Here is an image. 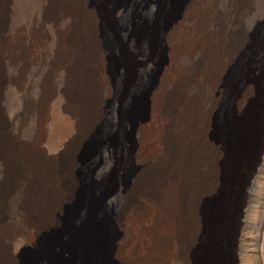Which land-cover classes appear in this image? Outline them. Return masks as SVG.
Listing matches in <instances>:
<instances>
[{
	"label": "bare ground",
	"instance_id": "obj_1",
	"mask_svg": "<svg viewBox=\"0 0 264 264\" xmlns=\"http://www.w3.org/2000/svg\"><path fill=\"white\" fill-rule=\"evenodd\" d=\"M106 1L97 0L98 3L92 6L89 0H47L44 5V20L53 25L56 38L45 75L41 115L46 117L48 105L55 95L52 79L55 73L63 71L67 81L64 91L67 110L77 122L80 140L93 131L99 116L95 111L97 95H91L90 85L93 81L89 78L96 76L99 83L110 90V82L104 77L102 67L104 57L99 50L101 43L95 31L109 17V10L105 9ZM163 2L165 0H155L148 10L155 21L160 18ZM6 3L7 0H0V62L8 54L11 62L24 60L31 63L34 56L23 46L20 37H3ZM216 3L217 0L209 7L202 0H177L174 11L162 22L154 21L151 28L159 39V51L161 54L162 51L165 53V59L160 61L156 80L144 95L141 115L128 122V127L138 135L133 149L136 160L140 162L153 156L157 160L166 161L170 167L157 172L165 173V176H147L149 171L140 169V172L130 176V181L119 185L107 205L104 203L106 196L97 201L95 194L91 192L81 208L83 211L77 210L62 231L38 247L39 250L32 256L29 264H168L175 258L182 259L185 264H195L189 253L198 234L204 229L206 233L210 231L209 243L217 250L226 245L224 238L227 231H230L233 251L229 260L231 264H239L237 247L248 191L264 155V67L261 73V90L247 114H242L238 107L243 99L252 94L251 87H245L239 91L240 94L232 96L231 100V105L236 104L237 108L235 110L231 107L229 110L226 138L230 150L240 151L243 164L245 163L233 173V196H219L218 201L204 211L201 202L205 194L216 192L220 187L219 164L225 153L217 145L216 136L212 133L214 111L199 117L196 113V98L186 97L185 86L189 81L202 89L203 84L208 83L214 91L221 93L225 85L229 66L224 63L223 58L230 55V48L221 31H207L210 24H217L221 18L216 10ZM91 7L93 10L89 11ZM65 18L68 21L63 27H59L58 21ZM187 18L195 25V36L199 38L198 50L203 54L209 53L199 71L185 77L181 72L175 71L172 64L183 54L191 56L196 50L178 46L174 42L170 47L168 44L174 38L176 26H181ZM258 25L261 26L260 23ZM39 35L32 34L31 40L43 44L47 35L42 32ZM117 51L120 59L124 60L125 53L120 47ZM229 57L232 62V57ZM145 65L144 60L140 68L145 69ZM127 67H120L123 86L126 84L123 77ZM22 75L23 70L20 69L19 76ZM173 75H176L174 82L171 80ZM5 83L0 63V95ZM13 83L17 85L14 80ZM124 98L114 97V108L109 115L107 129L116 130L123 123L121 114ZM41 123L43 122L40 121V125ZM4 129L5 121L0 110V161L6 170L0 184V204L6 196L8 182L13 184L19 178L12 176L13 165L17 164L19 158L22 157L31 172L37 165L49 163L40 148L44 140L41 129L35 144L24 149L15 146L16 142L8 138ZM102 151L104 167L97 170V178L103 177L114 155L108 146H104ZM205 155L211 156V160L205 164L210 176L204 175L205 169L201 167ZM30 178L31 176L24 177L26 188L30 186ZM58 183H62V180ZM69 193L66 190L63 196L66 198ZM118 207L123 212L116 217V222L112 219L111 208ZM1 219L0 214V221ZM4 248L0 244V264H14L12 258L7 259Z\"/></svg>",
	"mask_w": 264,
	"mask_h": 264
},
{
	"label": "rangeland",
	"instance_id": "obj_2",
	"mask_svg": "<svg viewBox=\"0 0 264 264\" xmlns=\"http://www.w3.org/2000/svg\"><path fill=\"white\" fill-rule=\"evenodd\" d=\"M46 1L7 0L2 30L3 37H20L23 46L34 56L31 63L24 60L11 62L8 60L10 57L8 54L1 59L0 63L6 79L0 95V110L5 121L4 132L10 140L16 142L15 146L24 149L35 144L41 129L44 140L40 148L49 160L47 165H37L32 169L33 172L25 165L21 156L17 164L13 165L12 176L19 178L13 184L8 182L6 196L0 204L2 216L0 244L5 247L7 259L12 258L14 264H29L32 256L39 250L38 247L43 246L47 240L62 231L77 210L83 211L81 208L91 192L95 194L97 201L106 196L104 203L107 205L119 185L130 181L134 174L141 171L140 169L149 171L147 176H165V173L157 172L170 167L166 161L157 160L153 156L140 162L136 160L133 149L138 135L128 127V122L141 115L144 95L156 80L160 61L165 59V53L162 51L161 54L159 51V39L151 31L155 20L148 14L155 0L105 2L109 17L107 20L104 19L103 24L95 31L101 43L99 50L104 57L102 58L104 77L109 80L112 93L109 88L99 83L96 76L89 78L91 82L93 81L90 85L91 95H97L95 111L99 116L93 131L81 140L78 136L77 122L67 110V98L64 92L67 81L63 71L55 73L52 79L56 89L55 95L48 105L46 117L41 115L45 75L56 38L53 25L44 20ZM89 1L92 6L98 3L97 0ZM176 1L163 2L158 21L162 22L174 11ZM202 1L211 7L216 0ZM90 9L89 11L93 10L92 7ZM216 10L220 14V21L217 24H210L207 31L214 33L221 31L230 48L229 56L232 57V62L229 56L223 58L224 63L229 66L225 85L221 93L214 91L208 83L203 84L202 89H198L189 81L185 86L186 97L196 98V113L199 117L214 111L215 124L212 133L216 136L217 145L222 147L225 153L219 164L220 187L216 192L205 194L201 202L204 211L217 202L219 196H233L232 177L235 175L233 173L237 167L244 166L245 163L243 164L240 151L230 150L226 138V127L230 119L229 110L231 107L235 110L237 108L236 104L231 105V100L232 96L238 95L245 87H251L252 94L249 98L243 99L238 107V110L246 115L251 104L258 98L264 67V0H217ZM213 16H216L215 12ZM66 21L67 18L61 19L57 24L63 27ZM176 28L174 38L169 41L168 47L174 42L178 46L196 50L191 56L183 54L176 63L172 64L175 71L188 77L199 71L207 61L209 52L203 54L198 50L199 38L195 36V25L188 18ZM41 32L47 35L43 44L31 40L32 34L41 35ZM166 46L165 43V48ZM119 47L125 53L124 60L119 57L120 53L117 51ZM144 60L145 69H141L140 64ZM123 65L128 66L123 77L126 86L121 84L123 82H121L120 67ZM20 69L23 70L22 76H19ZM171 78L174 82L176 75ZM113 96L118 99L125 97L121 114L123 123L116 130L106 127L114 108ZM40 121L43 122L41 125ZM104 146H108L114 155L103 177L97 178V170L104 167L102 157ZM209 160L211 156L205 155L201 166L203 170L205 169L203 172L206 176H210L205 166ZM240 171L242 172V169ZM5 175L4 164L0 161V184ZM29 176H31L30 186L26 188L24 177L29 178ZM61 180L62 183H58ZM207 181L209 182V178ZM229 185L230 189H228ZM66 190L70 193L65 198L63 193ZM111 209L112 219L116 221V217L123 210L121 207ZM242 224L237 247V262L264 264V155L248 191ZM117 226L119 227V224ZM226 234L224 238L226 245L217 250L209 243L210 231L206 233L204 229L198 234L189 253L192 261L195 264H228L233 249L230 231ZM168 264H185V262L175 258Z\"/></svg>",
	"mask_w": 264,
	"mask_h": 264
}]
</instances>
